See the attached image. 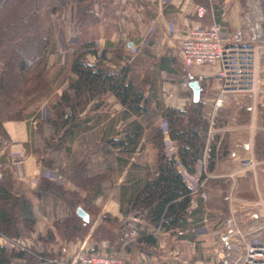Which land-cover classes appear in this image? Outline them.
<instances>
[{
  "label": "crops",
  "instance_id": "0c3cea01",
  "mask_svg": "<svg viewBox=\"0 0 264 264\" xmlns=\"http://www.w3.org/2000/svg\"><path fill=\"white\" fill-rule=\"evenodd\" d=\"M247 1L207 0L206 3L205 0H97L102 4L101 21L94 27L80 29L79 36L76 34L77 40L93 42L98 51H106V56L111 55L113 51L125 54L127 57L122 56L125 58L124 61L132 63L139 79L148 82L146 96L150 112L145 116L136 117L123 108L113 95L105 94L90 103L84 112L78 115L79 120L83 121V127L80 126L72 136L64 139L67 149H63L57 157L61 159L63 165L67 161L70 165L82 166V175L95 178L92 187L87 186L85 190L94 189L96 182L100 184L98 187L101 193L93 197L92 201L98 206L108 208L107 212L111 217L121 221L132 193V185L142 183L146 175L154 172L153 130L166 125L163 111L168 108L183 110L193 102L189 87L193 81H197L200 86L199 101L203 104V114L208 121V136L201 157V159L204 157L206 162L207 145L214 136L211 134L212 129L214 130L213 114L224 109L229 94H220V84L215 79L217 66L183 67L180 42L187 31L208 26L212 22L226 30L243 26L242 19L247 14L246 11L248 12ZM198 6L206 9L205 15L201 18L196 15ZM56 47H52L46 56L47 69L50 73L47 80L52 88L70 77L71 59L66 65H60L54 54ZM153 48L156 52L152 51ZM86 60L88 63H96L95 57L91 54L86 55ZM107 66L111 70L118 68L114 62ZM183 82L188 84L187 91L182 88ZM51 98L46 100L49 101ZM42 112V116H47L45 109ZM38 116L41 118V113ZM36 124L37 117H32L28 121H8L3 124L8 139L5 144L3 141L0 145V171L1 168L10 170L11 189L26 201L29 215L34 221L31 235L20 238L39 237L43 242L49 240L44 243L53 244L52 250L45 247L49 256L69 258L79 247H83L85 251L92 250L98 255L107 253L121 255L123 264H233L239 255L240 238L234 236L226 244L217 240L218 233L225 230V222L230 218L241 234L248 238L256 236L264 239V199L259 196L255 201V211L250 213L249 210L246 211L248 220L245 223L239 219V215H235L236 207L246 209L245 207L252 205L250 195L246 197L242 195L243 190L236 189L239 178L238 161L243 156L251 154L252 144L243 136L235 135L234 138L222 142V149L211 172L212 176L208 177V180L212 181L220 178L232 181L226 198L229 212L221 223L211 217L216 207L213 203L210 207L207 196L212 191H217V188L207 184V180L204 189L206 198L203 199L200 193L192 194V204L186 222L177 233H162L142 220L138 229L158 237L155 254L147 255L134 247L125 252L116 251L111 242L92 241L90 234H86L77 245L72 243L70 240H75V236L67 239L65 232H60L56 228L58 222L70 216V207L58 197L38 196L36 191L40 180L45 179L62 184L68 192H78L80 188L76 184L77 178L68 168L69 180L62 177V182L47 179L50 173L58 171L42 167V156L32 150L34 138L39 134L35 133ZM133 126L140 128L135 146L131 150L126 145L114 146L113 143L117 140L125 144L129 142L128 132ZM239 129L237 127V130ZM221 131L227 130L224 131L222 126ZM12 143L18 144L15 149ZM35 148L38 151L42 150L39 146ZM15 160L22 162L17 164ZM182 169L185 170L183 167ZM185 182L189 185V180L185 179ZM230 188L233 195L229 192ZM103 192L107 194L102 195ZM77 208L85 212L88 221L86 203L80 202L75 205V215ZM77 217L82 223H86ZM48 234L51 238L47 237ZM19 260L26 264H36L34 258L31 261L25 258H12L8 264L17 263Z\"/></svg>",
  "mask_w": 264,
  "mask_h": 264
},
{
  "label": "trees",
  "instance_id": "16d2710c",
  "mask_svg": "<svg viewBox=\"0 0 264 264\" xmlns=\"http://www.w3.org/2000/svg\"><path fill=\"white\" fill-rule=\"evenodd\" d=\"M14 0H0V145L8 139L3 124L8 121H28L34 118V112L28 108L35 106L42 99L49 98L50 86L45 79L47 71L46 56L52 50L51 14L60 11L58 0H19L11 8ZM75 23L78 30L85 27H94L101 21V3L97 0H76ZM207 3V0H205ZM205 3V4H206ZM203 3V5H205ZM264 15V2H262ZM24 14V15H23ZM20 23V32L9 44H2L5 34ZM3 26L1 27V25ZM264 33V20H263ZM5 46V47H4ZM95 57L96 63H88L86 55ZM114 62L117 69L111 70L107 64ZM147 83L139 79L138 73L133 69L132 63H126L120 51H113L110 58L106 51L98 49L93 42H80L77 40L71 55L70 77L67 87L59 97H52L49 101L50 117L43 122H37L35 133L48 134L43 137L42 150L38 151L35 145L32 150L42 156V167L57 169L60 177L69 180L68 168L77 178L78 192L66 191L62 184L41 179L37 188V195H53L65 202L71 209L69 217L58 222L56 228L65 232L67 239L74 237L75 232L88 230V225L82 223L74 213V207L80 202L91 203L100 194L98 182L89 191V197L80 194L86 182H95V178L86 177L82 166L76 164L65 165L57 157L63 149L64 139L72 136L83 121L78 115L86 107L100 99L105 94L113 95L119 104L136 117L145 116L149 111V100L146 96ZM29 111V112H28ZM167 126L168 137L174 148L173 154L168 157L162 142V130H153V147L155 149L154 172L146 175L140 184L132 185V193L125 208V219L133 212L141 215V219L162 233H177L185 222L192 204V191L184 181L176 166L179 163L188 173L194 172L196 162L201 159L207 140L208 121L203 114L201 101L190 103L183 110L168 108L162 113ZM44 130V131H43ZM140 128L133 126L128 132L127 144L115 141L114 146L126 145L130 150L135 146V140L140 135ZM219 136H212L206 149V170L212 172L218 155L216 143ZM33 141V140H32ZM259 149L264 151V143ZM124 150V148H123ZM0 183V234L12 238L27 237L31 235L34 225L30 217L26 201L17 196L11 189L12 178L8 168H1ZM98 179V178H97ZM226 180L207 181V184L219 188L222 194L215 205L221 212H212L211 217L221 223L226 217ZM88 186V185H87ZM96 188V189H95ZM83 191V190H82ZM63 234V233H62ZM98 240L116 242V251H128L131 247L147 255L156 253L158 237L154 234L138 231L134 241L122 245L126 240L122 233L120 221L110 215H103L94 229L92 237ZM51 238L50 234L47 236ZM83 237V236H81ZM49 241V240H45ZM12 258H25L33 260L23 252L7 251L0 247V264H8Z\"/></svg>",
  "mask_w": 264,
  "mask_h": 264
},
{
  "label": "built area",
  "instance_id": "2783aa9c",
  "mask_svg": "<svg viewBox=\"0 0 264 264\" xmlns=\"http://www.w3.org/2000/svg\"><path fill=\"white\" fill-rule=\"evenodd\" d=\"M61 1L63 7L67 6V4L75 7L76 4V0ZM247 5L249 8L242 19L243 26L226 30L219 24L212 22L208 26L196 27L187 31L180 42L181 62L184 68H190L194 65L217 66L215 79L220 84L221 95H254L256 93L258 85V57L262 50L261 44L264 41L263 17L257 7L256 0H248ZM205 13V7L198 6L196 8V15L199 18L203 17ZM53 28L55 29L54 26ZM70 40V42L65 41L66 46L69 47H66L64 42L62 44L65 52L70 51L72 53L74 47H70L71 45L68 44H76L77 38L72 36ZM152 51L156 52V49L153 48ZM57 52H59L58 48ZM100 53L101 51L99 50V56ZM182 88L186 91L188 90L187 82L182 83ZM162 133L164 150L166 155L170 157L174 151H172L173 146L169 140L166 125L162 128ZM21 162V160H15L17 164H21ZM256 166L257 162L250 155L242 158L239 163L241 171L254 172ZM179 167L180 164L177 163L176 168L180 171L184 181L185 179L189 180L188 187L192 193H200V196L205 199V183L209 177L206 171L205 158L203 157L196 162L193 173H188L182 167L180 169ZM181 170L185 173H182L183 171ZM53 174L50 173L47 179L63 181L57 172H53ZM140 219L141 215L137 212H133L125 219H121L123 223L122 233L126 239L123 246L136 239L139 229L138 224L135 223L140 221ZM234 236L240 238V251L233 264H264V239L256 236L248 238L245 234H241L235 228L233 219L230 218L225 222V230L218 233L217 240L222 244H226ZM0 247L16 253L23 252L34 258L36 264H123L121 255H113L111 253L98 255L93 253L92 250L85 251L83 247H79L69 258L49 256L43 241L39 237L10 238L0 234ZM19 263L26 264L20 260L14 264Z\"/></svg>",
  "mask_w": 264,
  "mask_h": 264
},
{
  "label": "rangeland",
  "instance_id": "374dc122",
  "mask_svg": "<svg viewBox=\"0 0 264 264\" xmlns=\"http://www.w3.org/2000/svg\"><path fill=\"white\" fill-rule=\"evenodd\" d=\"M17 1L19 2V0H14L11 2L10 6L12 9L14 8L13 5L15 4V2L17 3ZM256 1H257V7L260 10V13H261L263 20H264L263 7H262V2H264V0H256ZM57 5L60 8V11L56 14H51V16L49 18V23L52 26L51 27V35H52L51 38H52V44H53L52 47L57 46L56 48L59 49V52H57V50H55V53H54L56 55V57L59 59V64L60 65H66V63H68L70 61L72 53L70 51L65 52L63 50V46L64 45L66 46V42L71 41L70 38L72 36H76V34L78 35V33H79V30L76 27V23H75L77 2L75 4V7L74 6L71 7V5H68V4H67V6L63 7L62 1L60 2V0H58ZM248 8L249 7L246 6L247 10H248ZM72 11H74V12H72ZM246 13H247V11H246ZM2 26H3V24L1 25V27ZM53 26L55 27V29L53 28ZM262 27H263V25H262ZM17 30H18V32H20V30H21L19 22H17V26L13 27V29L9 28L7 33H4L5 36L2 39V44L7 45L10 42H12L15 39V35L17 33ZM76 38H77V36H76ZM62 42H64V45L62 44ZM68 45H71L70 47H74V45H76V44L73 43V44H68ZM261 45H262V50H261V53L258 57V85L256 88V93L254 95L253 94H239L236 96L229 94L228 98L226 99L224 109H221L220 111H216L213 114V124L212 125L214 127V130L212 129V133H211L212 135L215 136V133L217 134L216 131L220 132L219 134H217L219 136V140L216 143V147L218 149V154L222 149V142L229 140L231 137L234 138L235 135L243 136V138L245 140H249V142H251V144H252V152H251V154H248L246 156H249V155L253 156L254 161L257 162L256 170L254 172H248V171H241L239 169L240 160L242 158L246 157V156H243L238 161V170H237L238 175L236 174L239 177L238 182H236L237 191L243 190L242 195H246V197H249V195H250V199L252 200V205L249 207H245L246 209L236 207L237 213L235 215H239L240 216L239 219H241L243 223H245L248 220V216L246 215L247 214L246 211L249 210L248 211L249 213L253 212V210L255 211V209H256L255 201H257L259 196L262 199H264V151L262 152V150L259 149L260 144L262 142L264 143V41L262 42ZM123 54H124V52H123ZM107 56L110 58V54H108ZM122 56L127 57L125 54ZM128 59H129V57H128ZM63 62H64V64H63ZM47 76H50L48 69L45 73V79L46 80H47ZM67 83H68V80H64L58 86H55L52 88L48 82V84L50 86L49 98L50 97H59L61 90H63L64 87H67ZM49 103H50V101H48L46 99H42L38 104H35V106L28 108L29 111L34 112L35 118L37 117V122H40V121L43 122V121H45V120H43L45 118H47L46 120L49 119L48 118V117H50V111L48 110ZM44 109L47 112V116L46 115L42 116L43 115L42 111H44ZM39 113H41V118H38ZM30 119L31 118H29V120ZM36 126H37V124H36ZM222 126H224V131L227 130L226 132L221 131ZM237 127L240 128L239 129L240 132H238L239 130H237ZM242 128L244 129L243 131L241 130ZM161 130H162V128H161ZM213 131H215V133H213ZM48 133H49L48 128H46V130L43 133L39 132V134H37V136H35V138H34V142H33L34 145L36 147L39 146L41 148L43 146V136L47 135ZM162 137H163V133H162ZM222 138H223V140H222ZM4 141L5 142H3V141L2 142L5 144L6 140H4ZM11 145L15 149L18 144L12 143ZM172 151H174V148L172 149ZM218 156L219 155H217V157ZM208 176H209V178L212 176L211 172H208ZM220 179L228 181L227 182L228 186H226V193H225L227 196V192H228L229 187L232 185V181L230 179H227V178H220ZM210 181H212V179ZM90 184H91V182L89 181V182H86L85 184L82 185L84 188L82 189L83 191L82 190L80 191L81 195L89 197V195H88L89 191L85 190L86 189L85 187H87V185L91 186ZM205 186H206V183H205ZM231 189L232 188H230L229 192L231 195H233ZM105 194H107V193L103 192L102 195H105ZM221 194H222V191L219 188H217V191H214V192L212 191L211 193H209V195L207 196V202H210V207H211L212 203L214 205H216L219 202V200H220L219 196ZM89 200H91V203H89V204L86 203V207H88L86 209L89 212V219L86 222V224L88 225V230L85 231L84 235H81L82 232L79 233L80 231L73 233L76 238H75V240L72 239L70 241L72 243L74 242L76 245L78 244V241L83 240V237L86 234H90V238H92L91 239L92 241H100L97 239L96 236L92 237V233H93L94 229L96 228V226L98 225V223L100 222L101 217L105 214L109 215L107 212L109 210L108 208H103L101 206H98L94 201H92L91 197H89ZM226 203H227V201H226ZM227 209H228V204H227ZM215 210H216L215 212L221 214V212H219V210H217L216 208H215ZM234 210H235V206H234ZM228 212L229 211L227 210L226 215H228ZM142 222H143L142 219H140V221H137L136 223L133 222V223L138 224L137 226H140L142 224ZM120 225L121 226L123 225V223L121 221H120ZM81 236H83V237H81ZM104 241H108V240H104ZM44 243L45 242H43V244ZM112 244H114V247H116L117 243L114 242ZM51 245H53V244H50V245L44 244L45 247L47 246L46 249H48V250H50L52 248Z\"/></svg>",
  "mask_w": 264,
  "mask_h": 264
},
{
  "label": "water",
  "instance_id": "95a60500",
  "mask_svg": "<svg viewBox=\"0 0 264 264\" xmlns=\"http://www.w3.org/2000/svg\"><path fill=\"white\" fill-rule=\"evenodd\" d=\"M189 87L192 91V101L194 103L198 102L199 96H200V86H199L198 82L197 81L191 82ZM76 215L79 216L84 222H87V215L85 214V212L82 209L77 208L76 209Z\"/></svg>",
  "mask_w": 264,
  "mask_h": 264
}]
</instances>
